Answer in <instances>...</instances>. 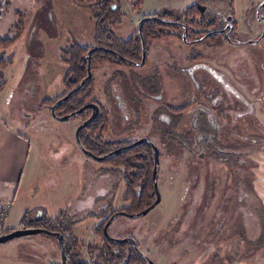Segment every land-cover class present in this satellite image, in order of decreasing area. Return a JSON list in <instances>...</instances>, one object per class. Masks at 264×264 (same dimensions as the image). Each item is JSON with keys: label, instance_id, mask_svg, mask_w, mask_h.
Here are the masks:
<instances>
[{"label": "rangeland", "instance_id": "1", "mask_svg": "<svg viewBox=\"0 0 264 264\" xmlns=\"http://www.w3.org/2000/svg\"><path fill=\"white\" fill-rule=\"evenodd\" d=\"M119 1L122 19L111 29L117 37L125 39L137 29L135 17L139 12L134 10V5L138 0ZM139 1L144 13L161 9L181 11L192 3L190 0ZM200 1L207 7L209 22L218 18L222 25L225 17L233 12L238 25L236 38L228 37L233 43L220 35L212 41L197 43H185L173 34L163 35L148 40L143 65L104 64L92 71L95 97L110 111L109 128L102 140L128 141L142 130H148L146 125H154L152 140L159 150L156 185L160 202L143 215H116L107 230L112 237H133L138 248L155 264H264V255L238 263L239 248L232 245V237L224 238L221 234L225 224L222 199L229 194L226 188L237 184L238 170L234 167L243 170L264 167V154L257 162L246 157L253 151L254 143L264 141V36L259 37L261 27L253 11L262 0H231L230 9L227 7L230 0ZM96 7L94 0H0V22L3 31L6 30L2 37H14L19 24L23 27L14 43L0 50V58H12L5 69H0L1 114L11 129L31 142L22 175L18 174L19 178L11 185L12 192L16 193L14 204L2 197L10 189V184L3 185L0 204H8L10 211L0 225V233L10 231L7 227L19 228L26 210L30 211L31 218L45 214L50 227L53 223L60 229L59 223L73 225L71 232L83 239L78 241L76 250L86 261L96 257L97 248L87 249L89 241L86 240L94 237L92 229L96 223L112 209L128 206L122 199L125 192L122 174L99 172L97 187H102L105 195L98 197L94 204L100 209L112 187L110 206L101 216L89 215L78 223L72 222L78 219L71 215L76 195L73 189L81 182L76 167H83L75 141L79 119L60 121L48 108L38 105L42 99L54 98L64 91L67 65L62 60V50L73 42L94 45L99 11ZM256 38L259 39L253 43H236ZM111 81L115 83L110 84ZM152 93H157L159 112L166 107L180 108L172 115L180 123L178 127L169 128L168 119L163 115L152 119V112L148 111ZM112 100L115 105H111ZM122 100L136 114L125 129H118L120 117L114 119V115L118 116V109L122 110L116 105ZM199 106L208 110L222 106L225 111L219 110L217 123L212 122L213 126L203 131L206 134L192 127L190 118ZM215 126L223 127L221 131L225 132L221 143L237 148L234 150L239 156L237 161L225 162L213 156L212 150L207 152L204 141L218 135ZM255 136L256 142L252 140ZM86 159L94 166L101 164L88 156ZM64 211L68 219H62ZM227 214L230 215L229 211ZM48 256L58 258V246L53 236L42 232L0 244V264H28L29 261L47 264L43 261ZM97 261L100 263L101 259Z\"/></svg>", "mask_w": 264, "mask_h": 264}, {"label": "flooded vegetation", "instance_id": "2", "mask_svg": "<svg viewBox=\"0 0 264 264\" xmlns=\"http://www.w3.org/2000/svg\"><path fill=\"white\" fill-rule=\"evenodd\" d=\"M104 1L105 0H94L96 6H102L101 3L104 4L105 3ZM99 2H101V3L99 4ZM197 3H200L201 5L205 6V9H204L203 12H201L198 9ZM191 5H195L196 8H197V10H199V12H200V16H198L196 20H199L200 17L204 18L205 25L203 27H198V28H195L193 25H189V28H187V29H181L180 32L175 33V35L178 38L183 39L185 41V43H197V42L206 41V40L212 41L214 37L220 35L222 38H226L228 42H230V43H233L234 42L233 40H231V39L228 38V37H230V35H232L235 38L237 36V29L234 30V27H237L238 25L235 23L236 21L234 19V15L232 14L233 12L230 13L229 15H227L225 17V22L222 25H220V23H219L220 20L218 18H216V19H214L215 20V25L212 26V27H208V25H209L210 22L207 21V17L208 16H206V12H205L206 9H207L206 5L205 4H202L200 0H196L195 2H193L190 5H188L187 7H189ZM96 8L98 9V7H96ZM110 8L111 9H114L115 6H112ZM119 8H120V12H121L120 1H119ZM186 8H184V9H186ZM253 11H254V14H255V20H256L258 26L261 27L260 34H259L260 36L259 37H263V36H261L262 35V32L264 30V22L262 21V19L264 17L263 10L260 9V11H258V13H257L256 12V7H254V10ZM151 13H155V12H151ZM96 14H98V12H96ZM146 14H148V13H146ZM139 18H138V23H137V29L134 31V33L132 35H139V33H140L141 28L139 29V23L141 22V20H139ZM121 19H122V15H121ZM115 23H118V22H115ZM115 23H112L111 26L113 24H115ZM178 24H182L183 25L184 23L183 22H178ZM186 35H190V38L189 39H185ZM209 35H213V36H211L210 38H208ZM221 37H219L220 40H221ZM120 39H122V38H120ZM258 39L257 38L256 39H252V40L251 39H248L246 41H242V40L238 39L240 41H236V43H240V42H242V43L243 42L253 43V42H256ZM249 40H251V41H249ZM94 45H95V42H94ZM94 45H88V46H94ZM141 48H142V52H141V59H140V61H132V62H127L125 64H131V65H136V66L137 65H143L145 63V50H144V44L143 43L141 45ZM89 51H92V50H89ZM86 59H87V64H88L89 63V57L87 58V54H86ZM142 59H143V63L140 64V62H141ZM125 64H123V65H125ZM113 65H120V64H113ZM89 66H90V64H89ZM86 67H87V65H86ZM92 71L90 69V75H92ZM86 74H87V70H86ZM111 82H110V84H114L115 83V82H113V83H111ZM85 83L83 85H80V83H79L78 85H76L72 89V91L75 90V89H77V88L83 87L85 85ZM63 87H64V91L61 94L57 95L54 98H50V99H56L60 95H61V97H59L53 105H51L49 107H45V108H48L50 110V113L56 119H58V117H60V116L66 115V114H72L69 117V118H71L82 107L81 106L76 111H72V112H69V113H61V112H59V111L56 110L57 106L60 103H63L68 98V95L70 94V92H69V93H67V94H65V95L62 96V94L65 92V86H64V84H63ZM109 90L111 92V89L110 88H109ZM122 90H123V87L121 86V93H122ZM112 91H113V88H112ZM65 96H67V98H64ZM119 96H118V98L120 99ZM92 97H93V99L95 101L87 102L85 104H88V103H96L98 105V111H97V113H96V115L94 117H91L92 116V113H93V109L86 108V109L82 110L85 113L89 112L88 113V116L86 118L83 119L82 117H79V116L76 117V118L79 119V122H78L79 125H81V124H83L84 122L87 121L85 123V125L80 129V131L78 133V136H80V134L81 135H84V136H87L88 138H90V140L95 145L98 144L99 146H104L105 144H112L110 146L111 147L110 150H108L106 152H102V151L100 152L99 151V153H94V152H91V151H89L87 149H84L82 146H80V147L78 146V148L84 153L85 156H88L89 158H91L89 155H87L85 153V151H89V152H91L93 154V156H96V157L101 158L100 160H96L93 157L91 158L92 160L97 161V162H100L101 164H103V165L98 164V166H94L93 165L92 166L93 169L96 170L97 172H105V173H107L108 171H110L112 173L117 172V173H121L122 174L124 172V166L123 165H118V166L117 165H114L113 166L109 162H103V161L106 160L109 156L117 155L120 152L127 151V150H129V152L126 154L125 159L130 164H132L135 168H142L143 165H144V163L148 161L149 157L152 158V167H153V155H152L153 153H152V149H153V147H156L157 148V146L155 145V143L152 140V137H154L153 132L155 130L154 129V125L152 127H150V125H148V126L146 125L147 127L145 126V129L146 128H149L148 130H146V131H143L142 130L143 132L141 131L139 135L135 136L134 138H132V139H130L128 141L125 140V141H115V142H113V141L104 142L102 140V136L108 131V128H109V124H110V111H109V109L106 106L102 105L96 99V97H95V79H94V92H93ZM150 98L153 101H150V108H149L148 111H151L152 112V119L154 117H157V119H158L159 116L163 115L164 117H166L168 119V123L166 125L169 128H171V127L174 128L176 126L178 127V125L180 123L178 124L177 118H174L172 116L173 114H177L178 112H176V111H173V112L169 111V107H166L165 110H162V111L159 112V110H158L159 106H157V93H155V94L152 93V95H150ZM111 105H115L114 100H112V104ZM116 105H120L122 110L120 111L118 109L119 115L118 116L117 115H114V119H117V118L120 117L119 119L121 121V123H120L121 126H119L118 129H125V127L129 123V121L133 120V118H134V116L136 114V110H134L133 108L131 109V107H129V105H127L124 102V100H122V102L121 101L120 102L119 101L116 102ZM38 106H40V105H38ZM100 106H102L106 110V121H105V123H102V124L97 125V126L93 125V126L87 128L86 126L88 124H90L92 121L96 120L101 115ZM51 108H53V113L54 114L51 112ZM219 110L222 113L225 112L224 111V108H222V106H221L220 109H213V110H211V109L208 110L204 106H199L198 109H197V111H196V113L190 118V119H192V127H195L196 130H198V133L206 134V133H203V131H201V130L198 129L199 128V125L207 124L209 126H213L211 123L212 122L217 123L216 122V119H217V115L219 113ZM82 111H79V112H82ZM215 116H216V118H214ZM60 121H63V120H60ZM159 122H161L160 119H159ZM153 123H154V121H153ZM215 123H214V125H215ZM181 127H182V125L180 126V128ZM222 128L223 127H220V128H217L216 127V128H214L217 131L218 135L215 136V137L213 136L212 137V139L214 138L213 140L210 138L209 140L204 141L205 142L204 145L208 149L207 152L209 150H212L213 151V154H212L213 156H219V160L221 159V160H224L225 162H227V159L228 158H227L226 155L234 154L236 156L237 154H235V151L234 150H236L237 148L234 147L232 149L231 148V146L233 145L232 143H231L232 145H230V143L227 144L229 147H225L227 145L225 143H221V139H223V142L225 140L224 139L225 132L221 131ZM234 136H236V134H234ZM239 136H240V134H239ZM239 136H237V137H239ZM215 138H216V140H215ZM229 139H232V136L229 137ZM139 140H142V141L138 142ZM252 140L254 142H256L258 140V137L255 136ZM133 148H134V150H132ZM252 148L253 149H251V150H253V151H257V149L262 150L264 148V144H262V145L259 146V144L254 143V147H252ZM207 152H206L205 155H207ZM158 153H159V150H158ZM237 168L241 169V167H234L235 170H237ZM97 176H98V174H97ZM82 178H83V176H82ZM93 180H94L93 185L94 184H97V177H93ZM242 183H243V185H242V193L239 191V185H240L239 178H237V184H235L234 186H230V187L226 188V190H228L229 194H226V196L222 199V203L221 204H223V206H222V212H223L222 220L224 221L225 216H227V219H226V221H224L225 224H224V226L222 228L221 234H222V236H224V238L225 237H232V240L234 239L235 236L238 237V238H240V239L243 238V239L247 240V243L248 244H250L251 241H253V240H249L248 238H245L244 236L242 237V234H244L245 231L247 233L248 230H250L249 225L251 226L252 230H253L254 226H258V225H257V221H254V220L252 221L248 217V216H252L251 214L250 215H246L239 223H237V218H239V215H241V212H242L240 210V208H243L242 206H243V204H244V202L246 200V199H244V195L247 196V194L250 191V187H251L247 181H242ZM138 187L139 186H137V188ZM236 188H237V191H236ZM111 190H112V187H111ZM111 190L109 191V196L107 198V201L105 200L103 206L97 212H93L92 214H89V215H98V216H101L102 215V212L104 210H106L110 206V200L112 199ZM98 197H100V199H101L102 194H97V198ZM98 201H100V200H98ZM126 202L128 203V206H129V201H126ZM231 202H233V206L231 207L230 215H228L227 212H226V210H225V208H224V206H226V205H228V206L230 205L231 206ZM251 207H253V206H251ZM124 208H126V207H124ZM220 208H221V206H220ZM263 209H264V205L255 206L253 208V210H255V211H253L255 214H261V217L259 218L260 219V222L264 221V218H263ZM121 211H125V210H123V209H112L109 213H106L107 215L104 216V218L101 219L100 223H96V225L92 229V232H94V234H93L94 237L92 239L90 238V240H88L89 238L86 239L87 241H89V244L87 246V249L89 247H91V249L97 248L96 253H95L96 257L93 258L92 261H90L89 259H88V261H86V260L80 258L81 255L76 250V248H78V244H77V246L75 248L72 247V249H70L71 247H69L67 245V243H68L67 239L69 237H73L74 239H76L77 243H78V241H82L83 240V239H80V238L76 237L71 232V228L73 226L72 224H68V225L65 226V225H62V224H60L58 222L59 225H60V227H61V229L60 228H56V227H58V225L56 223H53L54 224L53 227H50V224H47L45 227H40L39 226L38 228H35V229L38 230V232H39V229H46V230H49V231H52V232H58V233L61 234V237H57L54 234L45 233V234H49L51 237L53 236L55 238L56 243H57V246H58L59 257L58 258L57 257H53L52 258V257L48 256L47 259L43 258V259H45L44 261L47 264H60L61 263V249H62V251H63V253H64L65 257H66V262H67V264H69L68 263V260H67L68 259L67 258L68 257V254L65 252V247H66L67 250H68L67 252L68 253H71L72 255H74V257L72 258V261H71L74 264H76L77 262H80V261L87 262L89 264H109L108 261L106 260V254H107V252L109 250H111L114 254H118V255L123 256L121 258H116V262L115 263H112V264H129V261L130 260L132 261V264H147V261H148V258H149L147 256V253L145 251H142L141 249L138 248L137 243H136V240L133 237H126V236H124V237H112L108 233V230L107 229H108L109 225L111 224V222L113 221L114 217L116 216L115 214L118 213V212H121ZM64 212H65V214L64 213L61 214L62 219H68L69 215H67V213H66L67 211H64ZM231 212H232V214H231ZM135 213H137V212H135ZM248 213H251V212L249 211ZM130 214H133V213L126 212V214H124V215H127V216L130 217ZM89 215H87V214L80 215V213H77V214H75V216L78 219L75 220V218H74L75 221L72 220V222L78 223V221L81 218H83L85 216H89ZM113 215H115V216L111 220L110 224H108V226L106 228V232H105L104 226H105L106 222L108 221V219L111 216H113ZM242 216H244V215L242 214ZM99 226L101 227V231L103 232V234L105 236L104 238H107V239L110 240L109 241L110 244H105V239L100 234H97L96 233V229ZM262 226H264V224ZM17 228H13V229H17ZM19 228H22V227L19 226ZM31 228H34V227H31ZM242 228H243V230L245 229L244 232H241ZM13 229H11V230H13ZM236 230H238L240 233H237L234 236V231H236ZM6 232H8V231H6ZM6 232H3V233H6ZM214 232H216V230H214ZM106 233L110 237H112L114 239L130 238L131 240H133V244H132V242L130 240L129 241H121V242L112 240V239L108 238V236H107ZM0 234H2V233H0ZM263 237H264V230H262V234H259V239L258 240L264 241ZM59 240L62 243V248L59 245V243H60ZM96 240L99 241L98 244H95V241ZM65 241H67L66 244H65ZM118 244H122V246L119 247ZM97 258L101 259V262L100 263L97 261ZM154 264H155V262H154Z\"/></svg>", "mask_w": 264, "mask_h": 264}, {"label": "trees", "instance_id": "3", "mask_svg": "<svg viewBox=\"0 0 264 264\" xmlns=\"http://www.w3.org/2000/svg\"><path fill=\"white\" fill-rule=\"evenodd\" d=\"M105 3H101L102 6H97L99 11L97 14V27L94 35V46H86L81 45L76 42H73L67 49L62 50V60L67 65V71L65 77L63 79V84L65 86V92L62 94L65 95L70 92L68 98L60 103L56 110L61 113H69L72 111H76L81 106H83L87 102L95 101L92 97L94 92V78L92 75L87 79L85 85L83 87L77 88L72 91V89L80 83V81L86 76V65L87 59L86 54L89 50H92L89 56V64L91 71L98 66L104 64H120L123 65L127 62L132 61H140L142 43L144 44L145 50V61H146V45L149 39H156L163 35H170L178 33L181 29L189 28V25H193L195 28L203 27L205 25L204 18L200 17L199 20H196L198 16H200L199 10H197L195 5H191L184 10L178 11L174 9H161L155 13L142 14L139 18L141 20V30L139 35H132L126 39L118 38L111 29V24L115 22H119L121 20L122 13L119 8V0H105ZM230 4V5H229ZM228 9L231 8V0L229 1ZM115 6L114 9L110 7ZM140 1L138 0L134 5V10L139 12ZM21 21H19L20 23ZM178 22H183L184 24H178ZM18 23V24H19ZM236 23V22H235ZM215 25V20L213 19L208 27H212ZM22 25L19 24L17 27L18 33L14 37H3L0 38V50L11 45L19 36V33L22 29ZM237 27H234L236 30ZM213 35H209L210 38ZM190 35H186L185 39H189ZM226 40V38H225ZM12 58H0V67H5L10 64ZM61 97V95L59 96ZM56 99L44 98L40 102V107H49L53 105ZM101 115L86 127L89 128L93 125L97 126L106 121V110L100 106ZM169 111L179 112L180 108H171L169 107ZM88 113L85 112H76L73 117H82L83 119L88 116ZM210 126L207 124L199 125V130L206 131ZM244 131L248 132V129L245 128ZM253 134L256 133L252 130ZM251 133V132H250ZM262 137V136H260ZM81 145L84 149H87L94 153L106 152L110 150V146L112 144H105L104 146L95 145L90 138L87 136L81 135L79 136ZM264 144V141L259 143V146ZM134 150V148L132 149ZM259 151H261L259 149ZM129 152L123 151L117 155L109 156L103 162H109L111 165H123L124 172L122 173V181L124 182L125 192L122 195L123 201H129V206L126 208H122L128 213L139 212L144 207L150 205L154 198V188H153V180L151 179L152 173V158L149 157L148 161L144 163L142 168H135L132 164H130L125 156ZM227 161H237L238 156L234 154L226 155ZM249 159V154L246 155ZM137 186H139L137 188ZM29 210L24 212L22 216L21 222L19 226L22 228H38L45 227L47 224L48 217L43 214L41 216H36L31 218V214ZM243 231V228H242ZM96 233L100 234L103 238L105 237L103 232L101 231V227L99 226L96 229ZM244 234H242V237ZM105 239V244H110V240ZM245 240V239H243ZM68 241V243H67ZM65 241V244L70 249L75 248L77 246V241L73 237H69ZM118 246H122V244H118ZM91 248V247H89ZM67 248L65 247V252L68 254V263H72V258L74 255L67 252ZM70 252V251H69ZM123 256L114 254L111 250H109L106 254V260L109 264L115 263L116 258H121ZM108 258V259H107ZM76 264H89L87 262H77ZM129 264H132V261H129Z\"/></svg>", "mask_w": 264, "mask_h": 264}, {"label": "crops", "instance_id": "4", "mask_svg": "<svg viewBox=\"0 0 264 264\" xmlns=\"http://www.w3.org/2000/svg\"><path fill=\"white\" fill-rule=\"evenodd\" d=\"M190 1L193 3L192 0ZM142 14H146V13L142 12L140 8L137 17H135V23ZM2 25H3L2 22H0V38H3L2 37L4 34L3 32L6 31V30L3 31L4 27ZM8 65H6L5 67H0V69L1 68L5 69ZM113 82L115 81H112V83ZM30 147H31V142L28 139V137L24 136L19 131H15L11 129L7 125L4 118L2 117L1 109H0V197L2 196L1 194L3 193L4 190L3 185L10 184V189H6L5 194L2 197L6 198L7 200H11L12 204L15 203L16 193L12 192L11 185L14 184L16 180L19 178L17 177L18 174L22 175L21 172L25 167L26 163L28 162ZM78 151H79L78 158L80 159L79 162L83 163V167L82 166L80 167L78 166V168L76 167V171L79 174H81L80 176L81 182L77 184L78 187L76 189H73L76 195L74 197L75 202L71 215H75L77 213H80V215H85V214L89 215L99 210L98 206L94 204V201L97 200V194H102L103 197V195H105V192H103L104 189L102 187H97V184L93 185L94 183L93 177H97V174L99 172L93 169L92 167L93 165L86 159L84 153L80 149ZM262 154H264V148L261 151H259V149H257V151H250L249 160L257 162V159L260 158ZM237 170H238V178L240 183L239 191L242 193V185H243L242 181H247L251 186L247 196L244 195V199L246 200L242 206L243 208H240L242 212L241 215H239V218H237V223H239L246 215L251 214L252 216H248V217L252 221L253 220L257 221V225H258V226H254L253 230L249 225L250 227V230H248L249 233L248 232L246 233L245 229L243 231L241 230V232L245 231L244 232V234L246 233L244 235L245 238H248L249 240H253L251 241L250 244L247 243V240H243V238L240 239L236 237L235 235L240 232L238 230L234 231L235 237L232 240V245L236 244L237 248H239L238 250V254H240V257L238 259V263H239L240 260L241 262H243L244 260L249 258L250 261H253L257 256L264 255V241L258 240L259 234H262V230H264V226H262L264 224V221L260 222L259 218L261 217V214H255L253 212L255 211L253 210L255 206L264 205V167H260V168L253 167V170H246V169L243 170L237 168ZM248 174H251L252 176ZM76 180H77V176H76ZM94 188H96V190H94ZM110 190L111 188L109 189V191ZM10 209H11V205H10ZM225 210L226 212L229 211L230 213L231 206L229 205L228 207L225 208ZM249 211L251 213H248ZM242 214L244 216H242ZM263 218H264V209H263ZM226 219L227 216H225L224 221H226ZM5 227H7V225H5ZM7 228L13 229V227H7ZM16 262H21V261H16ZM28 264H39V263L29 261Z\"/></svg>", "mask_w": 264, "mask_h": 264}, {"label": "water", "instance_id": "5", "mask_svg": "<svg viewBox=\"0 0 264 264\" xmlns=\"http://www.w3.org/2000/svg\"><path fill=\"white\" fill-rule=\"evenodd\" d=\"M197 7H198V9L201 12H203L204 9H205V6L201 5L200 3H197ZM263 8H264V0H262L261 2H259L256 5V12L258 13V11H260V9H263ZM262 21L264 22V17H263ZM140 28H141V22L139 23V29ZM261 36H264V30H263ZM249 41H251V40H249ZM90 53H91V51H88L87 52V58L90 56ZM142 63H143V59L141 60L140 64H142ZM86 70H87V74L81 80L80 85H83L86 82V80L88 79V77L90 76V66H89V63L87 64ZM64 98H67V96H65ZM86 108L93 109V113H92V116L91 117H94L96 115L97 111H98V105L96 103H88V104L83 105L78 110V112L79 111H82V110H84ZM51 112L53 113V108H51ZM71 115L72 114H66V115H63V116L58 117V119L59 120H65V119H68ZM86 122H84L83 124L79 125L76 128V131H75V140H76V143H77V145L79 147L82 146V145H81V142H80L78 133H79L80 129L85 125ZM140 141H142V140H139L138 142H140ZM85 153L87 155H89L91 158L93 157L96 160H100L101 159L99 157L93 156V154L91 152H89V151H85ZM152 153H153L152 154L153 155V167H152V176H151V179L153 180V188H154L155 199L153 200V202L150 205H148L144 209L140 210L137 213L130 214V217H136L138 215L146 214L149 210H151L153 207H155L160 202V199L161 198H160V194H159V191H158V188H157V185H156L157 166H158V163H159V153H158V149L156 147H153ZM118 214H126V212L125 211H121V212L116 213L115 215H118ZM115 215L111 216L108 219V221L106 222V224L104 226L105 232H106V228H107L108 224H110L111 220L113 219V217ZM36 232H38V230L35 229V228H17V229L10 230V231H8L6 233L0 234V244L1 243H4V242H7V241H9L11 239H14V238H17V237H20V236H24V235L33 234V233H36ZM39 232H42V233H51V234H54L57 237H61V234L60 233H58V232H52V231H49V230H46V229H39ZM107 236H108V238H110L112 240H115V241H118V242H121V241H129L130 240L132 242V244H133V240H131L130 238L114 239V238L110 237L108 234H107ZM59 242H60L59 245L62 248V243H61L60 240H59ZM60 264H67L66 257L64 255L62 249H61V263ZM147 264H154V262L151 259L148 258Z\"/></svg>", "mask_w": 264, "mask_h": 264}, {"label": "built area", "instance_id": "6", "mask_svg": "<svg viewBox=\"0 0 264 264\" xmlns=\"http://www.w3.org/2000/svg\"><path fill=\"white\" fill-rule=\"evenodd\" d=\"M8 211H9V205L8 204H0V225L5 220V216H6Z\"/></svg>", "mask_w": 264, "mask_h": 264}]
</instances>
